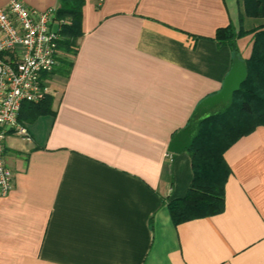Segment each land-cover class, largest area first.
Listing matches in <instances>:
<instances>
[{
	"label": "crops",
	"instance_id": "0c3cea01",
	"mask_svg": "<svg viewBox=\"0 0 264 264\" xmlns=\"http://www.w3.org/2000/svg\"><path fill=\"white\" fill-rule=\"evenodd\" d=\"M243 3L84 0L68 73L46 83L51 112L5 142L0 264H264V126L224 153L221 213L175 224L168 211L193 179L189 153L168 146L220 91L237 54L217 34L238 28ZM251 38L236 41L242 61Z\"/></svg>",
	"mask_w": 264,
	"mask_h": 264
},
{
	"label": "trees",
	"instance_id": "16d2710c",
	"mask_svg": "<svg viewBox=\"0 0 264 264\" xmlns=\"http://www.w3.org/2000/svg\"><path fill=\"white\" fill-rule=\"evenodd\" d=\"M84 0H58L54 18L61 36L59 50L63 56L52 74L65 76L71 66V58L76 53L78 40L82 36L81 20ZM244 13L239 15V26L231 25L222 28L217 34L220 45H227L235 51L236 41L252 36L251 53L245 65L247 77L240 89L235 92L233 103L224 114L205 121L199 130L198 137L186 151L192 164L193 179L184 197L172 200L168 204L169 214L175 224L209 217L224 210V186L229 176V170L224 162V153L238 139L249 135L257 127L264 126V0H244ZM251 18L261 21L250 29L243 26L244 20ZM63 22V23H61ZM51 97L47 95L37 104H22L18 120L32 122L41 115L50 113ZM248 105L245 108L249 114L248 123L242 129L232 122H227L226 116L235 104ZM244 108V107H242ZM241 126V125H240ZM223 137V138H222ZM217 144L218 149H215ZM215 149L213 154H206ZM216 157L214 162L207 164V157Z\"/></svg>",
	"mask_w": 264,
	"mask_h": 264
},
{
	"label": "built area",
	"instance_id": "2783aa9c",
	"mask_svg": "<svg viewBox=\"0 0 264 264\" xmlns=\"http://www.w3.org/2000/svg\"><path fill=\"white\" fill-rule=\"evenodd\" d=\"M54 13L55 9L39 11L18 0L0 8V196H7L14 186L5 159L6 139H29L18 120L22 104H37L48 95L46 83L63 56Z\"/></svg>",
	"mask_w": 264,
	"mask_h": 264
},
{
	"label": "water",
	"instance_id": "95a60500",
	"mask_svg": "<svg viewBox=\"0 0 264 264\" xmlns=\"http://www.w3.org/2000/svg\"><path fill=\"white\" fill-rule=\"evenodd\" d=\"M247 77L245 62L238 55L233 58L232 68L224 79L220 91L202 100L191 114L187 125L170 141L168 152L178 155L189 149L199 135L200 126L213 117L224 114L233 103V97Z\"/></svg>",
	"mask_w": 264,
	"mask_h": 264
},
{
	"label": "rangeland",
	"instance_id": "374dc122",
	"mask_svg": "<svg viewBox=\"0 0 264 264\" xmlns=\"http://www.w3.org/2000/svg\"><path fill=\"white\" fill-rule=\"evenodd\" d=\"M257 22L253 23L252 26L256 25ZM54 30H56V25L53 27ZM246 41V40H245ZM244 107V108H242ZM249 107L248 105H241V103L239 104H235L230 112L227 114L226 116V120L227 122H232V126L238 124L239 125V128L238 127H235L236 130L238 129H242L243 128V124L244 123H248L250 122L249 121V114H248V111H246L245 108ZM241 125V126H240ZM223 138V137H222ZM212 146L216 145L215 149H218L217 147V144L213 143L211 144ZM213 150V149H210L208 150V152L206 153L207 155L209 153L213 154L214 151L217 152V150ZM216 157L212 156V157H207V164H211V162H214L213 160H215Z\"/></svg>",
	"mask_w": 264,
	"mask_h": 264
}]
</instances>
